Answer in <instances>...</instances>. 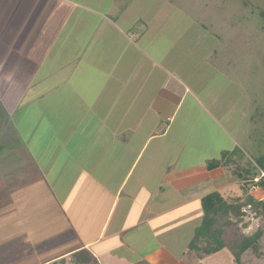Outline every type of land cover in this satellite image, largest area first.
I'll return each instance as SVG.
<instances>
[{
	"label": "crops",
	"instance_id": "1",
	"mask_svg": "<svg viewBox=\"0 0 264 264\" xmlns=\"http://www.w3.org/2000/svg\"><path fill=\"white\" fill-rule=\"evenodd\" d=\"M131 2L104 9L103 0H0L4 116L47 99L56 116L74 117L72 135L58 144L60 165L59 149L52 156L55 176L42 175L34 192L55 199L25 210L0 207V222H23L18 231L32 253L44 241L58 246L32 264L203 263L210 255L201 259L190 248L204 220L202 198L243 192L240 178H230V161L207 167L238 146L220 109L224 90L192 80L202 66L215 67L218 50L182 51L170 15L138 16ZM97 80H104L99 88ZM10 179L14 185L22 177ZM22 188L19 202L34 195ZM260 189L251 193L264 202ZM2 253L0 264L18 255Z\"/></svg>",
	"mask_w": 264,
	"mask_h": 264
},
{
	"label": "rangeland",
	"instance_id": "2",
	"mask_svg": "<svg viewBox=\"0 0 264 264\" xmlns=\"http://www.w3.org/2000/svg\"><path fill=\"white\" fill-rule=\"evenodd\" d=\"M103 2V8L108 9L113 0ZM132 2L133 13L138 16H144L147 12L148 16L158 13L170 15L173 19L167 22L175 23L174 28L182 31L183 36L180 38L182 51L187 46H193V52L196 53L199 51L198 47L214 48V52L215 48L218 50L220 62L215 61V67L212 64L202 66L203 70L199 68L198 75L195 73L192 80H208L206 86L213 91L215 89L216 93H222L224 90L220 109H225V119H229V123L223 118L224 123L238 143L235 152L229 154L230 178L237 179L240 175L249 178L254 173L259 175V161L264 156V0H132ZM202 56L201 54L196 61H191V65L195 67L200 64ZM183 57H186V54ZM221 69L229 76L222 73ZM99 81L101 83L97 84L98 88L104 80H97ZM53 111L52 104L47 99L39 102L27 101L24 107L11 117H5L0 106V207L4 205L3 210L16 208L25 210L29 208L28 205L30 208L37 204L41 206L46 199L49 202L55 199L48 192H43V196L34 193L41 191L39 185L42 183L38 179H42V175L49 179L55 174L50 164L54 163L52 156L60 148L58 144L72 135L70 131L73 130L74 117H58ZM62 153L63 149H59L60 158L55 163L63 160ZM224 157L225 155L222 158ZM16 177H22V180L14 181V185L13 182H9L10 178ZM227 177L228 173L225 174V179ZM25 180L29 182L25 188L28 195L31 193L34 195L19 202L17 198L19 193L16 190L23 187L22 181ZM6 183L9 185L8 188ZM240 183L242 184V181ZM25 189L22 188V191L26 192ZM253 190L261 189L258 187ZM19 196L23 199L21 193ZM244 210L246 215L239 224L247 228L243 229H246L248 235H252L259 228H264L261 216H257L249 206ZM3 220L4 217L0 222V252L2 250L4 254L13 248L18 255H11L13 259L4 263L1 260V264H32L37 259L47 258L58 248L54 244L47 246L44 241L39 245L40 251L32 253L26 238L20 236V230L18 231L23 222ZM25 227H29L31 233L35 232L31 229V224L25 223ZM5 232L8 241L3 236ZM234 234L238 232L230 231L229 238ZM35 238L37 239L36 236ZM42 238L45 240V237ZM12 240L13 243L9 245L8 242ZM20 243V248L24 250L23 255L18 252ZM244 257L247 264H264V256L257 258L253 253L247 252ZM233 260L230 250L223 248L210 255L203 263L232 264Z\"/></svg>",
	"mask_w": 264,
	"mask_h": 264
},
{
	"label": "trees",
	"instance_id": "3",
	"mask_svg": "<svg viewBox=\"0 0 264 264\" xmlns=\"http://www.w3.org/2000/svg\"><path fill=\"white\" fill-rule=\"evenodd\" d=\"M229 158L211 159L207 162V167L208 169L218 168L224 165L226 161H230ZM259 162L260 174V171L264 170V156ZM257 176V173L249 178L243 175L239 176L243 189L239 196L226 199L219 192H213L202 198L204 220L190 245V248L196 250L201 259L223 248H228L233 254L232 264H247V259L244 257L247 252L253 253L254 257L257 258L264 256V228H259L252 235L243 233L239 228V222L246 215L244 209L247 206L251 207L256 215L261 216L264 220V202L251 193V190L257 185L264 189V178L260 182H255L254 179ZM232 230L238 234L229 238V232ZM82 263L79 262V264ZM84 263L97 264L92 263L91 260ZM200 264L203 263L200 262Z\"/></svg>",
	"mask_w": 264,
	"mask_h": 264
},
{
	"label": "built area",
	"instance_id": "4",
	"mask_svg": "<svg viewBox=\"0 0 264 264\" xmlns=\"http://www.w3.org/2000/svg\"><path fill=\"white\" fill-rule=\"evenodd\" d=\"M263 178H264V170H261L260 174L254 179V181L255 182H260ZM256 187H259V186L257 185Z\"/></svg>",
	"mask_w": 264,
	"mask_h": 264
}]
</instances>
